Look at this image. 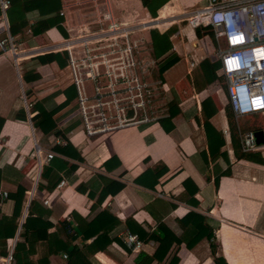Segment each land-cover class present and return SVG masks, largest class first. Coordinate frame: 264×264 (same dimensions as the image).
I'll return each instance as SVG.
<instances>
[{
	"label": "crops",
	"instance_id": "crops-1",
	"mask_svg": "<svg viewBox=\"0 0 264 264\" xmlns=\"http://www.w3.org/2000/svg\"><path fill=\"white\" fill-rule=\"evenodd\" d=\"M196 3L205 0H109L116 21L143 24L129 33L139 46L128 56L135 68L125 71L154 84L144 108L154 118L93 135L83 130L65 52L38 51L69 38L81 12L67 6L70 0H30L9 18L1 12L0 38L8 32L22 55L0 50V217L7 216V253L21 243L17 249L30 250V264H215L218 256L226 264H264V143L240 149L241 133L263 128L264 120L248 128L235 118L215 51L196 58L185 44L186 22L174 18ZM47 19L52 25L42 28ZM152 30L161 45L162 37L170 44L159 57ZM167 54L172 62L160 68ZM146 61L153 65L141 73L137 65ZM14 192L16 200L9 196ZM195 231L202 235L187 247Z\"/></svg>",
	"mask_w": 264,
	"mask_h": 264
},
{
	"label": "built area",
	"instance_id": "built-area-1",
	"mask_svg": "<svg viewBox=\"0 0 264 264\" xmlns=\"http://www.w3.org/2000/svg\"><path fill=\"white\" fill-rule=\"evenodd\" d=\"M8 3V0H0L2 14ZM67 6H76L77 12H81L80 21L70 28L71 36L38 51L65 52L85 134L104 133L153 119L154 115H149L144 108L155 94L154 84L141 80L135 71L129 75L125 71L135 68L128 56L139 46L135 40H130L129 33L143 24L136 26L116 21L111 16L109 0H70ZM174 19L185 21L200 33L205 27L211 31L227 103L234 117L259 112L264 120V0H205L203 5ZM220 39L223 47L219 46ZM0 50L8 51L14 58L20 55L8 32L0 38ZM152 65L151 61H146L137 67L144 73ZM86 79L93 85L90 97L83 92ZM128 110L130 114H127ZM89 113L93 114V119ZM253 132L246 129L241 133L242 152L257 148ZM45 156L50 158L52 153ZM5 197L6 192L3 191L1 198ZM126 240L135 248L140 246L134 235H127ZM10 261L11 250L0 257V264H10Z\"/></svg>",
	"mask_w": 264,
	"mask_h": 264
},
{
	"label": "trees",
	"instance_id": "trees-1",
	"mask_svg": "<svg viewBox=\"0 0 264 264\" xmlns=\"http://www.w3.org/2000/svg\"><path fill=\"white\" fill-rule=\"evenodd\" d=\"M28 1H30V0H8V2H9L8 3V6H7V8L4 11L5 14L9 18V15L12 12H14L13 10H15L16 6L19 7L21 5V3H27ZM141 1H142V3H144L146 0H141ZM28 7H31V5L30 6H28V5L27 6H23L21 8L20 12L21 11H25ZM0 14H1V10H0ZM54 19L57 21V18L56 17ZM47 20H48V23H46L44 25V27H42V28H46V27H49L50 25H52V24H50V19H47ZM17 22H20L19 17H18ZM55 22H53V23H55ZM9 27H10V29H9L10 33H13V31H15L13 24H11ZM195 33H196V35L198 37L201 34L206 33L209 36V39L212 41V34H211V31L209 30L208 27L203 28V32L202 33H200L199 29H195ZM157 37H159L157 31L152 30L151 31V43H152V46H153V49H154V54L159 57L160 55H162L163 53H165L170 48V44L168 43V41L166 40V38L162 37V45H161L160 44V40ZM55 55L56 54H54V53L53 54H48L46 57H48V59H50V57L55 56ZM171 57H172V55L167 54L163 58V60H159L158 66L160 65L159 66L160 68H163V67L165 68V67L169 66L171 64V62H172L171 59L174 56L172 58ZM217 67H218V65L216 64L214 66V69L217 68ZM219 71H220V68H219ZM252 115H254V114H252ZM1 122H2V120H0V123ZM203 125L205 127V126L208 125V123H204ZM256 129H259V128H256ZM220 143H219V146H220ZM9 196L11 198H13V200H16L15 199V196H16L15 192L14 193H10ZM5 198H7V192H6V197ZM6 219H7V216H1L0 217V246L2 247L0 249V255H3V256H5L6 253H7L6 252V247H5V239L7 238V236H5V233L3 231L4 226L6 224ZM31 220H32V218L30 216L25 217L24 222H23V225H22L23 233L21 235L24 236L25 239H26L25 229L26 228H30L29 227L30 226L29 225V222ZM14 227H16L15 224H14ZM31 228L34 231L36 230V227H31ZM213 228L214 227L211 228V230L209 231V233L205 234L207 238L212 237V235H213V232H212L213 231ZM196 232L197 231L194 232L195 235L193 236V239L190 242L189 241H185L184 242L187 247H190L195 241H197V239H199L201 237L202 233L201 232L200 233H196ZM25 239H24V241H26ZM19 245H21V243H16V246H15V248L13 249V251L11 253V261H10V264H30V260L28 258V253H30V250L20 251L19 249H17V246H19ZM211 248L213 249V244H211ZM69 253H71V252H69ZM69 257H70V255H69ZM212 260H213V262L215 264H226V262L224 261V259L222 257H220V256H218V257H212ZM76 262L77 261L72 260L71 261V264H76ZM176 262H177L176 259H173L172 260V264H176Z\"/></svg>",
	"mask_w": 264,
	"mask_h": 264
},
{
	"label": "rangeland",
	"instance_id": "rangeland-1",
	"mask_svg": "<svg viewBox=\"0 0 264 264\" xmlns=\"http://www.w3.org/2000/svg\"><path fill=\"white\" fill-rule=\"evenodd\" d=\"M185 1L188 4H190L192 0H185ZM193 6L199 7V5L197 3L194 4ZM181 31L183 33L182 38L185 41V44H187L189 46L190 50L191 49L193 50V53H194L196 58L199 54H201L202 52H204L207 49L213 50V51L216 50L215 45L211 44V42L209 40V36L206 33H203L198 37L195 33V29L191 28L187 23L181 26ZM213 44H214V42H213ZM219 46L220 47L224 46L222 39L219 40ZM190 59L196 60L193 57H190ZM176 68L178 70L182 71V70H184L185 66L183 63L180 62L176 65ZM87 83H90V81L87 79L83 81V86L85 85L84 91L87 95H90V94H92V88L89 87L88 85L86 86ZM89 102H91V101H88L87 103H89ZM239 121L242 122V124L247 126L248 128H254L256 126H260L263 123V121L261 119V115L259 112L255 113L254 115L250 114L247 116H242V118L240 117Z\"/></svg>",
	"mask_w": 264,
	"mask_h": 264
},
{
	"label": "water",
	"instance_id": "water-1",
	"mask_svg": "<svg viewBox=\"0 0 264 264\" xmlns=\"http://www.w3.org/2000/svg\"><path fill=\"white\" fill-rule=\"evenodd\" d=\"M253 135H254V139H255L256 144L264 143V127L256 129L253 132Z\"/></svg>",
	"mask_w": 264,
	"mask_h": 264
},
{
	"label": "clouds",
	"instance_id": "clouds-1",
	"mask_svg": "<svg viewBox=\"0 0 264 264\" xmlns=\"http://www.w3.org/2000/svg\"><path fill=\"white\" fill-rule=\"evenodd\" d=\"M245 116H247V115H245Z\"/></svg>",
	"mask_w": 264,
	"mask_h": 264
}]
</instances>
